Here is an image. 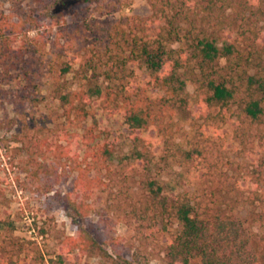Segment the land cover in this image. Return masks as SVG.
Segmentation results:
<instances>
[{"label": "trees", "instance_id": "obj_1", "mask_svg": "<svg viewBox=\"0 0 264 264\" xmlns=\"http://www.w3.org/2000/svg\"><path fill=\"white\" fill-rule=\"evenodd\" d=\"M147 1L148 18L124 17L84 38L79 47L65 34L49 41L38 21L23 31L20 22L0 14V80L23 81L27 91L46 90L42 99L59 103L74 130L68 133L70 146L59 152L60 159L75 164L67 202L82 220L89 212L87 201L100 188L99 172H112L116 157L117 145L103 118L123 119L132 159L150 175L158 161L147 140L164 134V112L178 122L191 112L187 83L192 81L196 120L232 123L236 155L223 170L206 150L185 151L183 158L196 170L193 193L177 192L161 178L146 181L144 213L161 222L162 231L167 220L179 226L164 264H264V0ZM48 46L52 59L47 62ZM135 67L146 73L145 86L137 81ZM69 75L75 89L64 81ZM150 90L159 98L147 97ZM1 230L12 235L15 227L0 218V264H45L36 243L25 246L4 238ZM104 241L122 257V239L105 234ZM65 246L67 253L108 255L81 226ZM137 257L130 264H137ZM50 263L66 264L63 253Z\"/></svg>", "mask_w": 264, "mask_h": 264}, {"label": "rangeland", "instance_id": "obj_2", "mask_svg": "<svg viewBox=\"0 0 264 264\" xmlns=\"http://www.w3.org/2000/svg\"><path fill=\"white\" fill-rule=\"evenodd\" d=\"M0 14L20 22L23 31L35 27L38 21L49 41L65 34L79 47L84 38L92 39L100 29L124 17L148 18L152 8L147 0H0ZM29 34L34 36L36 31ZM50 53L48 46L47 62L52 59ZM134 69L137 81L145 86L146 73ZM72 77L69 75L64 81L75 89L77 84ZM187 92L191 112L181 122L170 120L164 112V134H150L147 140L158 161L150 175L132 159V139L123 119L118 115L103 118L117 145L116 157L110 163L112 172H99L100 188L87 201L89 212L82 220L67 202L76 175L75 164L67 158L60 159L59 152L70 146L68 140L72 135L68 133L74 130L59 103L52 98L42 99L48 94L46 90L41 94L27 91L23 81L0 80V218L15 227L12 235L1 230L4 238L25 246L36 243L45 264H51L50 260H56L60 253L66 264H130L135 263V253L137 264H164L167 246L179 232V226L167 220V230L162 231L163 224L157 223L151 213H144L146 181L161 178L177 192L193 193L196 170L192 161L183 158L185 151L194 147L204 149L213 165L218 164L223 170H227L224 163L228 158L236 155L231 151L232 146H237L235 126L196 120L197 92L192 81L187 83ZM159 94L150 90L147 97L155 100ZM153 133L156 135L157 130ZM78 226L90 232L108 255L100 251L92 255L67 253V238L76 235ZM105 234L122 239L121 258L104 241Z\"/></svg>", "mask_w": 264, "mask_h": 264}]
</instances>
